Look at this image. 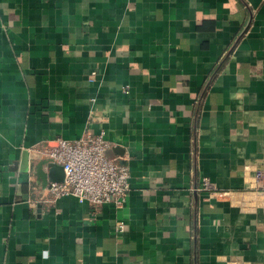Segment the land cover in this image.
<instances>
[{"label": "crops", "instance_id": "0c3cea01", "mask_svg": "<svg viewBox=\"0 0 264 264\" xmlns=\"http://www.w3.org/2000/svg\"><path fill=\"white\" fill-rule=\"evenodd\" d=\"M100 133L124 206L31 205ZM257 172L264 0H0V264H264Z\"/></svg>", "mask_w": 264, "mask_h": 264}, {"label": "built area", "instance_id": "2783aa9c", "mask_svg": "<svg viewBox=\"0 0 264 264\" xmlns=\"http://www.w3.org/2000/svg\"><path fill=\"white\" fill-rule=\"evenodd\" d=\"M104 134L84 135L78 140H58L53 148L39 149V157L44 156L50 163L62 167L64 177L61 182H50L43 188L32 187V193L37 199H29L50 205L56 200L72 196L79 202L88 203L93 216L104 205L113 203L123 207L129 191L130 174L127 167L119 165L107 157L111 147ZM263 172H257L256 178H263ZM198 192L214 193L206 178L195 188ZM37 200V201H35ZM123 231V225L117 227V232Z\"/></svg>", "mask_w": 264, "mask_h": 264}, {"label": "water", "instance_id": "95a60500", "mask_svg": "<svg viewBox=\"0 0 264 264\" xmlns=\"http://www.w3.org/2000/svg\"><path fill=\"white\" fill-rule=\"evenodd\" d=\"M54 165V164H53ZM53 165H51V167L53 166ZM63 180V178H61L60 180H57L56 182H61Z\"/></svg>", "mask_w": 264, "mask_h": 264}]
</instances>
